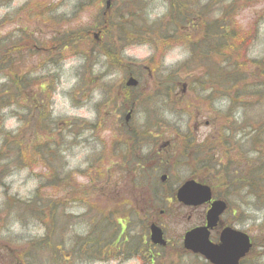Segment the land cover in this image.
I'll return each mask as SVG.
<instances>
[{"label":"trees","instance_id":"16d2710c","mask_svg":"<svg viewBox=\"0 0 264 264\" xmlns=\"http://www.w3.org/2000/svg\"><path fill=\"white\" fill-rule=\"evenodd\" d=\"M169 1L175 2L176 0ZM177 1L179 9L171 10L174 21L173 23L167 22L171 26L169 29L164 28L168 27L166 22L159 23V20L151 23L149 21L146 17L149 3H144L142 0L127 1L116 16L111 11V14L107 15L102 13L100 20H96V23L89 29L82 26H69L61 35L55 31L50 39L37 38L36 42L33 39L34 33H30L24 25L17 24L16 31L5 32L9 24H14L11 19L18 16L19 12L27 10L25 7L0 20V139L2 138L0 187L4 186V177L12 172L11 169L14 171V168L17 167L18 171H33L34 168L41 167V165L48 170L49 175L57 184L68 183L64 188L65 192L75 184L72 174L58 179L60 169L54 165V162L59 155L53 152V149L59 150L62 144L56 146L57 141L53 130L49 123L43 121L46 119L44 112L48 109L49 115L52 117L50 107L53 104L55 91V88H52L49 83L46 84L45 80L53 77L55 79L56 73L40 78L34 77L36 70L28 69L26 60L31 57L32 52H35V47L42 48L43 54L47 51L46 49L56 50L61 56L65 55L70 48L81 49L82 46H88L87 51L89 50L90 53L85 55L87 65L90 63V66L93 67L96 57L98 59L103 56L111 68L123 69H129L123 55L135 45L150 44L156 50L162 46L165 51L174 47H184L189 52L188 61L179 65L168 75L163 72L164 75L159 78L158 84L154 85L156 94L143 99V104L155 103V100H150L154 96L170 100L177 86L182 84L181 81H184L183 84H187L188 90L197 95L195 97L197 104L207 106L212 113L215 110L214 103L219 101L216 99H228L229 109L224 114L217 113L225 119V122L232 117L233 111L237 108L250 106L251 109H254L264 104V59L252 60L248 56L249 50L257 41V26H253L248 31H239L236 22L239 7H236L235 3L227 9V11H231L228 17L224 13L221 18L212 21L211 14L217 11V2L213 1L205 7L198 4L195 6L198 17L202 21H197L195 24L192 23L195 21L190 22L191 30H187L185 23L188 20L184 19L181 9L188 11L195 1ZM244 1L247 3L251 0ZM12 2L14 0H0V8L7 7ZM99 2L101 3V0ZM88 5L92 8L96 6V3L90 2ZM35 9L34 15L32 14L30 18L26 19L28 22H32L34 18H40L48 23L59 20L47 12V10L53 11L52 6L46 8V12L41 11V14L36 5ZM126 9L128 12L121 14ZM175 15L180 20L177 21L179 24L175 21ZM164 29L171 34L163 35L160 30ZM98 31L101 32L100 42H97L93 37V32ZM38 49L36 53H39ZM156 55L158 54L156 53ZM158 61L161 65V58L155 56L148 61V64L152 65ZM47 66L48 63H45L44 68H48ZM154 72L158 74V69L154 68ZM130 73L135 76L132 71ZM2 82L3 84H1ZM35 86L43 92L37 103L32 89ZM123 90L125 92L123 100L126 103L123 106L135 112V109L141 106H138L141 103L138 90L125 87ZM187 103H191V100H188ZM17 109L19 113L12 111ZM7 111H12L13 116L17 117L21 123L22 128L17 133L4 130ZM2 113L4 116L1 115ZM156 115L155 113L152 116L149 114L145 124L138 129L127 126L123 120L120 121L124 129L123 143L113 142L111 144V148L116 153H122L121 150L125 148L128 156L127 159L124 158L125 163L128 164L127 167L117 170L115 174L119 179H129L133 185V192L137 196L140 192L141 196H146V192L148 200L120 201L116 203L118 208L115 211L90 203L91 209H99V213L102 215L105 214V208L109 211L112 210V217L109 220L102 217L103 227L99 238L94 239L93 236H90L75 243L76 250L73 249L70 255L79 263L88 262L94 256L101 258L97 259L98 261L108 260L107 258L113 259L110 258V255L118 254L120 247L125 245L126 248H130L129 253L131 254L125 255L126 248L121 249L123 253H120V257L124 259L137 258L138 254L145 250L148 252L146 253L147 264H185L187 258L188 264H209L200 256L185 252L180 240L170 243L159 251L155 250L146 240L145 233L148 225L143 229L140 237L135 240L129 239L130 242L125 243L124 232L120 230L119 224H128L141 212L150 215L149 223L152 222L153 216L160 219L166 233L169 234L168 223L165 220L173 217L172 206L178 203L172 200L175 194L174 188L163 192L164 186L158 179L160 174H166L172 180L174 179L173 173L185 169L189 172L188 179L207 184L214 191L227 192L223 198L227 199L230 206H232L231 202L234 196L239 197L245 193L247 200L241 201L246 206L264 208V118L254 122L247 119L239 127L233 122H226L219 127L215 126L214 134L205 141H198L196 136L189 131L185 135H180L181 132H178L176 127H170L167 123H163L165 127L174 131L171 135L173 138L171 140L172 147L167 153L161 150L162 153L144 154L142 151L145 145L161 136L158 131L154 130V125L156 124L158 127L160 121V117ZM212 123L219 124L217 119H214ZM65 124L71 129L75 126V122H66ZM23 130L27 131L23 133ZM241 133L243 137L238 139L237 137ZM35 134H38L37 138ZM59 135L63 136L62 133ZM5 162L8 164L4 165ZM4 166L5 171L10 169L8 174L4 172ZM176 182L181 183L182 180L177 178ZM37 195L41 196L40 192ZM9 202L10 211L19 205L24 213L36 217L45 229L46 234L42 239L29 243L32 245V249L42 253V256L46 252L53 253L54 263H60L63 253L61 255L58 252L59 249L56 248L54 239L64 228L59 226L63 219V203L54 197L52 199L50 195L45 200L34 196L26 203L16 201V199L9 200ZM122 205H124L123 211L119 210ZM64 206H66L65 203ZM161 211L164 212L163 216L160 215ZM121 239L124 241L121 242ZM254 242V250L241 264H259L260 257L257 256L258 253L255 252V249L256 247L264 248V243L258 245L256 240ZM118 244L120 247L113 248ZM18 257L19 263L24 264L27 256Z\"/></svg>","mask_w":264,"mask_h":264},{"label":"rangeland","instance_id":"374dc122","mask_svg":"<svg viewBox=\"0 0 264 264\" xmlns=\"http://www.w3.org/2000/svg\"><path fill=\"white\" fill-rule=\"evenodd\" d=\"M37 1L40 0H14L9 6L1 7L0 20L6 16L15 14V12L26 7L28 4L30 5L26 8L27 10L19 12L18 16L11 19L14 24H9L5 32L16 31L18 28L17 24L24 25L30 33H34V40L37 38H41V40L47 38L48 40L55 31L61 35L69 26H82L89 29L90 26L96 23V20H100L102 13L105 11L106 3V0H101V3L99 0H85L80 6V0H41L39 3L44 8L39 9V13L41 14V11L46 12V8H48L46 6L50 5L53 7V11L47 10V12L51 13L53 18L59 20L48 23L40 18H34L32 22H28L26 19L30 18L32 14L34 15L36 9L33 5ZM127 1L129 0H114L112 2L113 7L110 11L114 16L120 13ZM142 1L149 3L146 17L151 23L160 20L159 23L166 22L165 24L168 27L163 26L164 28L169 29L171 27L167 22L173 23L174 21L171 10L179 9L177 0L175 2H170L169 0H166V2L164 0ZM194 1V5L188 11L181 9L184 19L188 20L185 23L187 30H191L190 22L195 21L192 22L195 24L197 21H202V19H199L198 11L195 8L197 4L205 7L211 2L216 1L217 11L211 14V19L213 17L212 21H216L224 13L228 17L231 11H227V9L231 8L232 4L235 3L236 7H239L237 9L238 15H236L239 31H248L253 26H257L258 37L249 50V58L252 60L264 59V0H251L247 3L244 0ZM90 2L96 3L97 7L90 8L88 5ZM124 12L127 13L128 10H124L121 14H124ZM175 16V21H180L177 15ZM177 23L179 24V22ZM99 32L93 33L97 34L99 40H101V33ZM160 32L163 35L171 34L166 29L160 30ZM32 47L34 48V45ZM37 49L35 47V52H32L31 57L26 60V66L28 69L36 70L34 74L36 78L56 73L55 79L53 77L52 79L45 80L46 84L49 83L52 88H55V91L53 94V104L50 107L52 117L49 115L48 109L44 112L46 119L43 121L49 123L50 128L53 130L55 140L57 141L56 146L58 147L59 144H62L59 150L57 148L53 149V152L59 155L58 158H55L54 162V165L60 169L58 179L72 174L75 184L70 186L65 192L64 188L68 183L59 181L61 183L57 184L49 175L48 170L44 169L42 165L41 167L34 168L33 171H18L17 167L14 168V171L11 169L12 172L7 177H4L5 186L0 188V264H19L18 256H27L24 264H56L54 263L53 253L46 252L42 256V253L34 251L32 245L29 244L30 242L39 241L46 234L43 225L36 217L30 216L29 213H24V210L19 205L15 206L10 213L5 211L4 214V210L7 207L10 210V207L7 205L9 200L16 199V201L26 203L34 196L45 200L48 195L52 196V199L53 197L54 199H59L64 207L63 219L59 223V226L64 228L61 229L62 231L60 230V234L54 239L56 248L59 249L58 252L61 255L63 253L59 264H78V261L70 255L73 249L76 250L75 243L79 240L83 241V238L90 236H93V238L100 237V218L110 219L112 217L109 214L111 210L109 211L106 208L114 210L117 206L116 203L120 201H136L130 196L132 193H135L133 192L134 189L130 180L119 179L118 175L115 174L119 170L115 165L121 158L109 157L108 159L105 156L106 153L110 155L111 144L113 142H117L118 144L123 143L124 129L120 121L127 116L129 111L126 106H123V104L126 105L123 100L125 95L123 87H125L126 80L128 79L127 76L131 71L140 82L137 90L138 95L141 97V103L138 106H141L133 112L128 126L138 129L145 124L149 114L152 116L155 113L157 114L156 116L160 117L158 127L155 124L154 130L158 131L161 136L159 139L147 143L149 145L144 149L147 153H167L172 147L171 140L173 138H171V135L174 131L165 127L164 124L166 123L170 127H176L179 130L178 132H181L180 135H185L189 131L196 136L198 141H202L205 137L213 134V127L206 125V122L211 117L213 120L217 119L219 123L217 127L224 125L226 122L222 116L214 113L211 116V110L207 106L203 104L199 106L192 91L187 90L186 94L182 96L184 92L182 84L184 81H181L182 84L177 86L170 100L154 96L150 100H155V103H142L146 97L156 94L154 93V85L158 84L159 78L162 75H168L179 65L188 61L189 52L183 47H174L165 51V49H162V46H159V49L156 50L150 44L135 45L123 55L129 69L111 68L107 65L108 61L103 56H100L101 58L98 59L96 57L93 67L90 66V63L87 65L86 56L90 53L89 50L87 51L88 46H82L81 49L70 48L67 51L68 54H62L61 56H59L56 50L46 49L47 51L43 54L42 48L38 49L39 53H36ZM155 56L161 58L163 68H161L159 61L154 65L148 64V61ZM45 63H48V68L46 69L44 68ZM154 68L158 69V74L154 72ZM148 70L153 74L152 76L149 75ZM163 72L164 74H162ZM32 89L37 103L42 97L43 92L36 86ZM106 100L108 101L104 103ZM188 100L193 101L194 104L187 103ZM216 100H219V102L214 103L215 109L217 111H224L227 108L229 100ZM12 111L19 113L18 109ZM12 111L5 113L7 118L5 117L4 130L6 132L17 133L22 127L17 117L13 116ZM1 115L4 116V113ZM259 117L264 118V104L247 111L245 109L239 110L236 113L237 121H235L243 122L245 119H248L254 122L260 120ZM66 122H75V126L72 129L68 128V125L65 124ZM86 127L88 128L86 129ZM26 131L23 130V133ZM60 133L64 137L59 135ZM37 135L35 134L36 138ZM66 137L67 139H65ZM240 137H243V134L238 139ZM154 144L157 145L155 146ZM161 150L163 151L161 152ZM120 154H126L125 148ZM7 164V162L4 163V165ZM150 165L152 166V164ZM4 172L8 174L10 169L5 171L4 166ZM172 175L174 179H172L171 185L173 186L176 178L184 181L189 177V172L182 169ZM220 186L222 185L220 184ZM38 192H40L41 196L37 195ZM217 193H221V191L218 190ZM145 195L148 196L146 192ZM82 200L85 203L77 202ZM65 201L71 203L64 206ZM88 203L101 208L105 206V214L99 213V209H94L91 213L89 211L91 207ZM231 204V211L224 216V220L234 223L239 230L249 234L253 241L256 240V244L260 245L262 242L264 243V208H256L252 205L246 206L239 198L232 200ZM238 206L241 210L238 209ZM141 211H144V209H141ZM203 211V207L193 209L180 206L179 204L173 205L171 209L173 217L165 220L169 227L168 237L170 239L182 237L192 228L195 220H197L196 217ZM148 218H150V215L134 219L131 222V226L135 227L133 229L135 233L126 234L125 232L123 238L128 239L132 234L140 233L146 227ZM96 223H98L96 232L92 234L93 230L89 229V227L94 226ZM130 251L127 250V254H131L129 253ZM255 252L260 257L258 263L264 264V248L256 247ZM141 253L146 255L147 252L144 250ZM119 255L113 253L111 255V257H114L113 260L109 259L105 262L98 261L91 263L83 262V264H141L139 256L137 259H124ZM188 262L187 258L185 264H188Z\"/></svg>","mask_w":264,"mask_h":264},{"label":"water","instance_id":"95a60500","mask_svg":"<svg viewBox=\"0 0 264 264\" xmlns=\"http://www.w3.org/2000/svg\"><path fill=\"white\" fill-rule=\"evenodd\" d=\"M109 8L110 2H108L107 10ZM137 85L138 81L132 77L126 83L127 87H136ZM130 117L131 114L129 113L126 120L128 121ZM177 198L180 203L187 207H197L211 202V190L207 186L188 181L179 189ZM226 210V202H214L207 214V225L185 234L184 248L204 257L211 264H240L241 260L250 253L253 246L247 234L233 228H226L222 232L220 244L215 245L210 241V230L217 226L219 217ZM150 231L153 244L166 246L163 231L160 227L153 224Z\"/></svg>","mask_w":264,"mask_h":264},{"label":"flooded vegetation","instance_id":"af4514ba","mask_svg":"<svg viewBox=\"0 0 264 264\" xmlns=\"http://www.w3.org/2000/svg\"><path fill=\"white\" fill-rule=\"evenodd\" d=\"M40 1H41V0H40ZM40 1H37V2L35 3V5H36L39 9H42V8H44V6H43L42 4L39 3ZM35 5H33L34 8H35ZM33 7H32V8H33ZM46 7L49 8L50 5H49V6H46ZM211 200H223V199L220 198L219 196L213 194ZM203 208H204V211L196 217L197 219L199 218L198 221L195 220V225H196V227L206 225V214H207V211H208L209 208H210V205H204ZM195 209H196V208H195ZM230 225H231V222H230V221H226V220H224V218L222 217V219L220 220L218 226H217L216 228H214V229L211 231V240H212L214 243H219L222 230H223L225 227H228V226H230ZM95 232H96V231H95ZM97 238H98V237H97ZM129 242H130L129 238H128V239L126 238L125 243H129ZM120 248H121V249H124V246H122V247H120ZM127 249H128V248H126V250H127ZM121 251H122V250H121ZM122 253H123V252H122ZM147 253H148V252H147ZM138 256H140V258L142 259L143 262H146L147 257H146L145 255H143L142 253H139ZM96 259H101V258H100V257L96 258V256H94V257H91V258L89 259V261L92 262V261H94V260H96ZM99 261H100V260H99ZM96 262H97V261H96ZM100 262H101V261H100Z\"/></svg>","mask_w":264,"mask_h":264},{"label":"bare ground","instance_id":"6f19581e","mask_svg":"<svg viewBox=\"0 0 264 264\" xmlns=\"http://www.w3.org/2000/svg\"><path fill=\"white\" fill-rule=\"evenodd\" d=\"M80 244V243H79ZM77 246V245H76Z\"/></svg>","mask_w":264,"mask_h":264}]
</instances>
